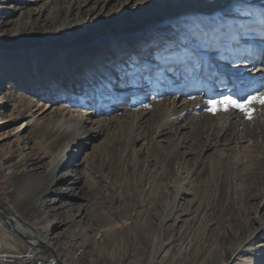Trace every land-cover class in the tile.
Listing matches in <instances>:
<instances>
[{"label":"rangeland","instance_id":"obj_1","mask_svg":"<svg viewBox=\"0 0 264 264\" xmlns=\"http://www.w3.org/2000/svg\"><path fill=\"white\" fill-rule=\"evenodd\" d=\"M22 3L15 0L12 5ZM115 3L120 7L119 1ZM233 7L206 22L204 17L169 22L175 31L160 43L157 41L168 26L147 27L123 53L129 58L134 53L138 56L143 74H136L131 81H105L114 91L136 88V83L143 81L144 87L137 91L123 90L118 98L104 91L91 98L80 94L57 97L55 93L52 100L39 98L45 105L41 107L43 123L30 125L18 139L12 136L14 128L26 118L16 107L1 112L0 209L26 233L38 237L49 231L51 246L56 245L52 234L61 227H49V223L61 221L60 252L68 264H207L221 247L241 245L264 220V105L254 104L249 119L236 109L212 110L209 101L224 96L243 100L264 92V45L260 43L264 40H258L264 36V0H242ZM194 23L205 30L195 48L185 44L191 36H183L186 27ZM250 29L259 30L257 36L246 35ZM180 35L185 42H180ZM148 40L159 45L149 48L152 53L143 63L139 58L144 56L141 51ZM3 42L0 35V50ZM82 50L70 57L77 63L75 69H83L76 60L82 57ZM212 50L216 53H210ZM102 52L105 50L97 53ZM165 56L168 58L161 63L158 58ZM155 60L160 66L152 68ZM114 61L108 63L113 67ZM30 62L22 61L19 68L5 67L10 75L0 86L1 94L11 91L16 100L19 89L35 93L27 79L21 80ZM46 63L44 60L40 72ZM109 72L101 70L99 75L106 79ZM100 82L97 78L91 86ZM61 104L72 111L60 112ZM92 109L97 112L85 128L103 127L105 137L85 168L84 181L74 188L75 194L70 192L61 199L66 202L62 206L52 201L54 193L34 203L50 179L35 183L40 177L32 180L28 173L45 170L48 159L70 136L69 130L55 134V122L72 124L80 116L73 110ZM77 151L75 158L82 149ZM63 185L57 183L52 188ZM69 219L73 221L69 223ZM13 245L17 255L33 254L32 260L45 264L52 258L48 251H38L19 238L0 218V251ZM16 262L1 264L21 263Z\"/></svg>","mask_w":264,"mask_h":264},{"label":"bare ground","instance_id":"obj_2","mask_svg":"<svg viewBox=\"0 0 264 264\" xmlns=\"http://www.w3.org/2000/svg\"><path fill=\"white\" fill-rule=\"evenodd\" d=\"M14 1L0 0L3 4V6H0V35L4 38L0 50V62L3 63V66L0 67V70L2 69L0 72V86L5 85L7 82L5 77L10 75V71L7 68L5 69L6 66H12L8 68H19L22 61H31L21 80L25 81L27 79L34 86L32 91L35 92L33 94L32 92L29 93V89L24 91L19 89L18 94L16 93V100L18 99L16 101L11 91L1 94L0 90V113L6 108L16 107L20 115L26 118L14 128L12 136L14 139H18L21 131L30 125L43 123V121H40L43 116L41 113L44 111L41 107L44 108L45 105L39 101V98L47 97V100H52L51 95L53 93L57 97H72L75 94H80L91 98L103 91L112 92L114 98H118L123 90L135 89L132 91H137V89L144 87L142 86L143 81H140L135 82L138 85L136 88L122 87L114 91L112 88L107 87L105 81H113L114 78L124 79L122 82L131 81L130 78H133L136 74H143L142 66L137 65L138 56L135 57L134 53L129 58L123 53L133 46L134 39L145 33L147 27L158 28L164 25L168 26L167 23L169 22L176 24L179 21H194L201 17H204L206 22L208 19H216L222 14L231 12L234 8L233 5L242 0H23L20 5H12ZM116 1H119L120 7L115 6ZM247 18V16L243 17V20ZM238 19L241 20V18ZM209 26H207L206 31H209ZM167 28L169 29L163 32V36L157 43H160L166 38L165 36L172 35L175 31L174 26H168ZM185 30L183 36H185V33L191 36L190 38L186 37L185 44L195 48V45L201 41L202 33L200 34V32H205V30H200L195 23L186 27ZM231 30L227 33L233 32L234 29ZM257 33H259V30L250 29L246 35L257 36ZM183 36L180 35V42H185ZM208 36H211V32ZM130 38L133 40H130ZM260 38L264 40V36L258 37V40ZM220 40L217 39L216 42L224 43L223 39ZM121 41H124V43ZM261 41L260 43L264 45V41ZM178 42L179 40H177ZM191 42L194 44H191ZM145 44L148 48L147 51V48H144V43L140 45L141 48H144L141 51L144 52V56L141 55V58H139L143 59V63L152 53L149 48L159 45H156L155 41L149 40ZM207 45H204V47H207ZM212 45L213 42L210 46ZM171 48L173 47H169V49ZM79 49H84L80 52L82 57L76 58L78 64L83 66L82 70L75 69L77 63L75 65L73 62L75 60L70 58L72 54H77ZM102 49L105 50V52H102L103 54L97 53ZM93 50L96 51L93 52ZM163 53L165 55V50ZM210 53L216 52L212 50ZM253 54L251 53L252 56ZM116 57L118 58L114 61ZM166 58L168 57L158 59L163 63ZM44 60L47 63L41 73V65H43ZM108 61L115 62L113 67ZM9 62L12 64L8 65ZM157 64L159 62L155 60L152 68ZM241 67L242 65L238 66V69ZM255 68L251 69L255 70ZM32 70H35L37 74L33 76L30 72ZM101 70L110 71L106 79L100 77L99 72ZM256 73L257 71H253L252 74ZM51 76H54V78ZM3 78L5 79L3 80ZM38 78L44 79V81L40 82ZM97 78L101 82L96 87H92V82H95ZM205 78L203 77L202 80L205 81ZM15 85H19L17 80ZM119 86H124V84ZM15 102L17 105L14 104ZM83 104L85 105L84 102ZM60 107V112L72 111L65 104H61ZM37 108H41V111L35 114ZM119 109L125 110L126 107H120ZM73 111H76L78 115L80 114L76 122L72 124L65 122L67 125H57L58 122H55V134L64 133V130L70 131V136L65 145L48 159L49 164L45 170L28 173L31 175L30 177H33L32 180L40 177V180L35 183H41L45 178L50 179L49 184L39 193L34 203H38L46 194L54 193V200L52 201L59 206L64 205L66 202H61V199L71 195L69 193L73 192L74 188L84 181L85 168L94 159L98 144L105 137V128L103 127L85 128L88 123L92 124L91 117L97 111L94 109ZM3 123L4 120H0V129ZM78 149H82L79 155L83 154V156L78 155L75 158L73 154L78 153ZM71 160L75 162L71 163ZM61 182L64 183L62 188L57 190L52 188L54 184ZM73 194L75 193L73 192ZM72 221L69 219V223ZM258 223L241 245L221 247V250L213 255L207 264H264V220ZM54 225L61 227L52 234L53 243H56V245L51 246L47 242L49 231L38 236L36 241L51 246L57 257L68 264L60 252L63 249L60 239L64 234V224L61 221L51 220L49 227ZM16 253H19V251L13 245L8 250H1L0 256L6 258L19 256Z\"/></svg>","mask_w":264,"mask_h":264},{"label":"water","instance_id":"obj_3","mask_svg":"<svg viewBox=\"0 0 264 264\" xmlns=\"http://www.w3.org/2000/svg\"><path fill=\"white\" fill-rule=\"evenodd\" d=\"M0 218L2 221L5 223L6 227L10 229L12 232H14L19 238L23 239L27 243L30 244L32 247H37L39 248L38 251H48L52 258L46 262V264H64L56 255L55 251L48 245L42 243V242H37L39 243L38 245H32L31 240H37V237L31 233H26L24 230H22L19 227V224L15 221H13L9 216H7L1 209H0ZM32 255L33 254H24V255H19L17 257H4L0 256V264L2 261H17L16 263L21 262L20 264H27V263H36V264H45L44 262L40 261H35L32 260Z\"/></svg>","mask_w":264,"mask_h":264},{"label":"snow or ice","instance_id":"obj_4","mask_svg":"<svg viewBox=\"0 0 264 264\" xmlns=\"http://www.w3.org/2000/svg\"><path fill=\"white\" fill-rule=\"evenodd\" d=\"M256 103L264 105V92H257L254 95H249L243 100L235 99L232 96H224L220 100L209 101V104L212 105V110H219L220 108H223L224 111L236 109L243 112L249 119H251L254 110L253 105Z\"/></svg>","mask_w":264,"mask_h":264}]
</instances>
